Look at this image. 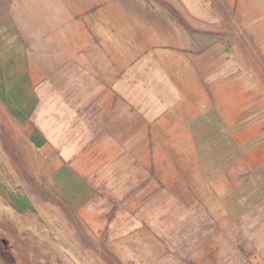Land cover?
I'll return each mask as SVG.
<instances>
[{"label":"rangeland","instance_id":"1","mask_svg":"<svg viewBox=\"0 0 264 264\" xmlns=\"http://www.w3.org/2000/svg\"><path fill=\"white\" fill-rule=\"evenodd\" d=\"M101 1L112 84L123 83L126 93L115 89L112 103H95L87 94L67 112L81 118L69 127L85 132L74 141L86 153L82 164L103 179L105 192L121 196V215L102 234L80 216L68 225L44 213L20 217L0 202V264H243L248 257L229 255L224 221L199 216L214 213L208 200L213 205L215 196L199 164L193 135L199 136L191 131L199 115L230 124L264 109V0ZM88 43L79 39V75L68 78L83 95L88 82H103L92 68L88 73L86 53L94 50L97 61L107 49V43ZM64 53L76 59L74 46ZM62 95L55 99L64 101ZM4 126L0 118V148L13 149ZM96 127L100 139L92 137ZM26 177L36 182L37 175ZM129 192L138 198L136 228L129 222ZM195 216L197 227L190 223ZM258 253L250 254V264H264V252Z\"/></svg>","mask_w":264,"mask_h":264},{"label":"crops","instance_id":"2","mask_svg":"<svg viewBox=\"0 0 264 264\" xmlns=\"http://www.w3.org/2000/svg\"><path fill=\"white\" fill-rule=\"evenodd\" d=\"M95 1L0 0V118L14 141L13 149L0 148L4 157L0 156V202L20 217L44 213L68 225L80 216L104 234L109 220L120 217L122 198L105 192L103 179L91 176L90 168L82 164L86 153L74 141L85 139V132L82 127L72 131L69 127L80 125L81 118L67 112L81 106L87 94L95 103L103 98L112 103L115 89L126 93L123 83L115 89L112 84L110 34L103 27L105 3ZM99 20L95 33L93 23ZM79 39L83 45L107 43L98 62L94 50L86 53V58L92 57L85 62L88 73L92 75V68L103 82H88L84 95L77 81L68 79L79 75ZM69 45L76 48V59H67L64 50ZM73 60L77 64L69 63ZM56 94H63L64 101L56 100ZM196 119L201 122L192 125L191 134L199 136L193 135L199 164L214 189L210 196H215L213 205L208 200L214 213L199 216L223 220L230 257H248L243 264H250V254L264 250V109L230 124L208 122L205 115ZM92 137L102 138L97 127ZM30 175H37L36 182L26 177ZM127 198L130 227L136 228L138 198L135 192ZM146 200L149 209L151 198ZM197 217L190 220L193 227Z\"/></svg>","mask_w":264,"mask_h":264},{"label":"bare ground","instance_id":"3","mask_svg":"<svg viewBox=\"0 0 264 264\" xmlns=\"http://www.w3.org/2000/svg\"><path fill=\"white\" fill-rule=\"evenodd\" d=\"M1 168H2V167H1ZM1 170H2V169H1ZM50 226H52V227L54 228V230L57 231V233L61 235V237H64V236L62 235V233H61L60 231H58V230L56 229V227H55L51 222H50Z\"/></svg>","mask_w":264,"mask_h":264}]
</instances>
